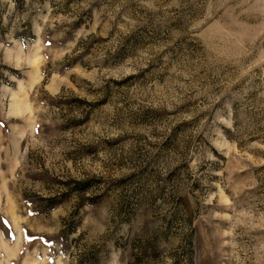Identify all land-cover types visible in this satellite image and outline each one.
Returning a JSON list of instances; mask_svg holds the SVG:
<instances>
[{"label": "rangeland", "instance_id": "374dc122", "mask_svg": "<svg viewBox=\"0 0 264 264\" xmlns=\"http://www.w3.org/2000/svg\"><path fill=\"white\" fill-rule=\"evenodd\" d=\"M0 264H264V0H0Z\"/></svg>", "mask_w": 264, "mask_h": 264}, {"label": "trees", "instance_id": "16d2710c", "mask_svg": "<svg viewBox=\"0 0 264 264\" xmlns=\"http://www.w3.org/2000/svg\"><path fill=\"white\" fill-rule=\"evenodd\" d=\"M52 201L54 202V200H51V202H52Z\"/></svg>", "mask_w": 264, "mask_h": 264}]
</instances>
